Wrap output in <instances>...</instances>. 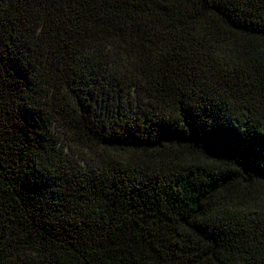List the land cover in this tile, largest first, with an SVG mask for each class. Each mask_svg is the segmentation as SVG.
Instances as JSON below:
<instances>
[{
    "label": "trees",
    "instance_id": "16d2710c",
    "mask_svg": "<svg viewBox=\"0 0 264 264\" xmlns=\"http://www.w3.org/2000/svg\"><path fill=\"white\" fill-rule=\"evenodd\" d=\"M0 264H264V0H0Z\"/></svg>",
    "mask_w": 264,
    "mask_h": 264
}]
</instances>
